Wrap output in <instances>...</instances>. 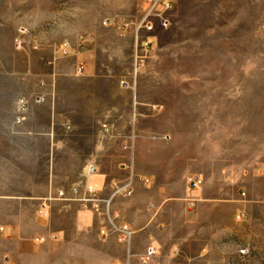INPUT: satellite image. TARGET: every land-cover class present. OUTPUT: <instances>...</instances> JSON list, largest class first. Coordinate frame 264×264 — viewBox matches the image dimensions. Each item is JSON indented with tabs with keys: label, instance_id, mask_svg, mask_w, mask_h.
Listing matches in <instances>:
<instances>
[{
	"label": "rangeland",
	"instance_id": "rangeland-1",
	"mask_svg": "<svg viewBox=\"0 0 264 264\" xmlns=\"http://www.w3.org/2000/svg\"><path fill=\"white\" fill-rule=\"evenodd\" d=\"M154 1L0 0V148L10 124H26L31 104L51 106L48 120L41 109L34 124H55V88L84 90L99 105L70 113L66 124L82 136L95 135L86 124H106L104 133L122 143L123 178L109 193L131 182L130 197L134 182L145 181L139 139L166 152L170 166L187 149L200 176L199 194L186 199L189 218L156 227L158 238L170 227L177 241L157 248L159 264H264V0H165V11ZM19 26L33 47L14 48ZM70 70L78 78L62 76ZM142 254L130 247L129 264H141ZM125 259L124 250L112 264Z\"/></svg>",
	"mask_w": 264,
	"mask_h": 264
},
{
	"label": "crops",
	"instance_id": "crops-1",
	"mask_svg": "<svg viewBox=\"0 0 264 264\" xmlns=\"http://www.w3.org/2000/svg\"><path fill=\"white\" fill-rule=\"evenodd\" d=\"M82 68H77L76 73ZM68 73L62 76L78 78L74 70ZM90 73L86 70L84 76ZM71 89L62 91L56 87L52 94L55 124H34L41 109L48 118L46 111L51 106L48 103L41 108L31 104L26 124L15 130L10 124L1 137L4 144L0 148V210L3 214L0 225L4 226V232L0 243L11 264H112L125 250L115 238L102 242L98 236V221L79 210L75 202L66 205L51 200L45 215L37 213L41 200L54 194L56 189L69 192L71 188L81 189L85 183H90L103 195H108L109 184L123 178L116 166L123 155L122 143L104 133L105 129L109 130L106 124H86V128L95 130V135L92 131L83 136L76 135L75 125L66 124L70 113L89 115L99 105L88 92ZM58 105L64 107L63 112L58 110ZM136 145L139 150L141 146L147 147L142 155L147 161L145 169H141L140 152L137 155L138 170L146 179L134 182L130 197L117 196L113 208L119 218L136 231L130 247L133 253L140 254L148 244L163 248L167 243L171 247L177 242L172 228L165 227L162 240L157 237L156 227L183 224L189 218L186 199L197 196L199 187L190 189L188 186L190 176L198 173L187 149L170 166L164 156L166 152H158L153 142L139 139ZM89 165H95V174L87 175ZM37 235L45 236V242H32L31 238ZM160 262L164 264L161 258Z\"/></svg>",
	"mask_w": 264,
	"mask_h": 264
},
{
	"label": "built area",
	"instance_id": "built-area-1",
	"mask_svg": "<svg viewBox=\"0 0 264 264\" xmlns=\"http://www.w3.org/2000/svg\"><path fill=\"white\" fill-rule=\"evenodd\" d=\"M158 0L154 1L156 4ZM163 6V11L169 8V3L165 0L161 1ZM160 16V14H159ZM168 21L165 18H161V25L166 27ZM150 29V27H149ZM34 41L30 38L28 34V29L25 26H19L16 32V35L13 38V46L16 50H21L26 45L33 47ZM58 49L61 50L63 54L66 53L67 44L62 43L58 46ZM35 103H40L42 101L41 96L33 98ZM26 108V101L20 100L19 115L16 116L15 121L20 123L22 121L23 112ZM167 138L166 136H163ZM96 169L94 166H88L87 175L94 174ZM201 182L199 175L191 176L188 180L190 188H196ZM131 182H128L123 185L113 184L111 192L108 195H101L100 191L90 183H85L83 187L80 188H71L69 192H66L63 189H56L54 194L50 193L46 198L41 200L38 215L43 216L46 213V207L48 202L51 200H58L64 202L66 205L71 202H75L78 206V209L85 212L91 217L100 220V226L98 229V235L100 240L106 241L111 237L116 238V240L125 247L126 259L123 261L116 262L115 264H129L130 258V244L134 234V231L131 227L125 223L118 220L117 214L113 210V202L117 196H129L131 194L130 188ZM4 227L0 225V234L3 233ZM32 242L35 244H42L45 242L46 237L37 235L31 238ZM245 250H240V254H244ZM157 248L150 244L146 247L145 251L140 257L141 264H159L156 260ZM1 264H11L9 256L4 254L1 257Z\"/></svg>",
	"mask_w": 264,
	"mask_h": 264
}]
</instances>
